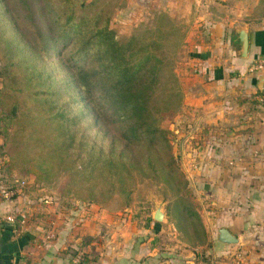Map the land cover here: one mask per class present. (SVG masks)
Here are the masks:
<instances>
[{
	"label": "trees",
	"instance_id": "obj_1",
	"mask_svg": "<svg viewBox=\"0 0 264 264\" xmlns=\"http://www.w3.org/2000/svg\"><path fill=\"white\" fill-rule=\"evenodd\" d=\"M124 4L0 0V109L15 121L19 138L28 130L42 134L53 123L72 137L79 120L87 118L108 144L105 149L88 146L86 163L75 171L88 181L93 174V184L81 183L77 198L116 210L129 201L134 174L139 182L166 183L181 202L177 229L186 233L189 226L201 243L207 231L198 214L200 203L177 163L170 130L159 125L182 102L173 71L177 27L154 10L150 21L117 38L110 18ZM18 13L33 28L28 34L15 21ZM71 102L78 112L70 117L65 108ZM42 103L45 113L39 110ZM0 176L13 179L2 167ZM116 196L121 201L115 206Z\"/></svg>",
	"mask_w": 264,
	"mask_h": 264
},
{
	"label": "crops",
	"instance_id": "obj_2",
	"mask_svg": "<svg viewBox=\"0 0 264 264\" xmlns=\"http://www.w3.org/2000/svg\"><path fill=\"white\" fill-rule=\"evenodd\" d=\"M179 6L199 27L197 82L184 92V102L194 104L185 114L195 119L199 150L193 166L181 169L196 181L216 264H264V66L247 69L253 59L264 60V0H125L116 19H141L152 9L174 14ZM240 27L247 35L245 55L239 52ZM38 190L0 197V264L161 263L150 240L158 229L151 214L149 226L130 227L115 211L83 201L48 203ZM26 207L30 215L14 231L7 216ZM49 222L55 236L41 241ZM220 227L235 242L219 241Z\"/></svg>",
	"mask_w": 264,
	"mask_h": 264
},
{
	"label": "rangeland",
	"instance_id": "obj_3",
	"mask_svg": "<svg viewBox=\"0 0 264 264\" xmlns=\"http://www.w3.org/2000/svg\"><path fill=\"white\" fill-rule=\"evenodd\" d=\"M180 7L174 10V14L163 10L158 11L164 12L169 18L168 21L177 27L179 37L173 56V71L178 78L182 93V102L177 112L164 115L160 119L159 125L170 130L172 148L177 163L180 167L187 169L193 166L191 159L196 156V152L199 150V130L195 125V119L193 120L185 114L186 110L193 108L194 104L189 101L184 102V92L197 82L194 79L196 72L193 68L198 67L199 60L194 59L193 54H199V49H196L195 46V43L199 42L195 35L199 27L193 20L185 17V13L180 10ZM153 11L154 9L147 11L144 18L142 17L143 19H136L129 15L122 16L117 20L116 17L119 13H116L115 9L110 18L115 36L120 38L128 35L136 24L150 21L154 14ZM15 21L27 34L33 30L23 14L18 13ZM9 36H11L10 33ZM1 77L0 74V88ZM54 77L59 84L61 77L58 72L54 73ZM40 87L42 86L38 88ZM38 92L44 93V91ZM67 96L66 92L62 93L63 98H68ZM45 106L44 103L39 105L41 113L45 111ZM66 109H68L70 117L78 112V107L73 102L68 104ZM189 121L191 122L190 126L186 125ZM70 126L71 129L74 128L73 125L70 124ZM15 127L12 117L9 114L5 115V111L0 109V156L3 160L0 167L4 171L6 170L13 179H23L26 182L24 183L26 188L39 189L38 192L40 195H45L44 199L48 203L57 201L60 204H68L81 201L77 198V194L82 189L81 183L92 182L93 184L94 175L92 174L93 179L88 181L85 179V174L78 176L75 170H79L86 163L90 144L105 149L108 139L98 134L96 128L87 118L79 120L72 137L63 131L64 127L54 123L49 128L44 127L42 134H39V131L28 130L24 134L22 133L20 138L14 130ZM188 171H184L185 175L189 174L188 177L186 176L188 184L200 202L196 181ZM134 176L135 180L129 201L111 211H115L116 218L126 222L130 227L131 225L138 227L139 225L149 226L150 214L155 206L160 207L164 212V217L157 223L158 229L150 239L157 249L156 261L161 262L160 264H203V261L216 264L218 256L214 253V241L209 230H206L205 240L200 243L197 240L198 235H194L195 231H192L189 226L186 225V233L177 229L175 222L180 213L181 202L172 187L148 178L139 182L136 174ZM120 201L121 198L116 196L114 205H120ZM199 213H201V206L200 211L198 208ZM184 222V224L187 223ZM234 264H239V259Z\"/></svg>",
	"mask_w": 264,
	"mask_h": 264
},
{
	"label": "built area",
	"instance_id": "obj_4",
	"mask_svg": "<svg viewBox=\"0 0 264 264\" xmlns=\"http://www.w3.org/2000/svg\"><path fill=\"white\" fill-rule=\"evenodd\" d=\"M264 66V60L262 58H255L252 60V62L248 65L247 69L249 71H254V70H259L263 68ZM3 163V160L0 156V166ZM24 180L20 179H11L7 180L4 177L0 176V197L3 199H11L18 194L21 193L24 185ZM30 210L28 207L24 208L23 212H13L9 213L7 216L8 222H10L13 226L14 231H18L19 228H21L27 217L30 215ZM41 241H48L52 239L55 236V229L52 223H47L43 226L41 229ZM238 258L240 257L239 254ZM77 259H82V254L78 253L77 254ZM238 260V259H237Z\"/></svg>",
	"mask_w": 264,
	"mask_h": 264
},
{
	"label": "water",
	"instance_id": "obj_5",
	"mask_svg": "<svg viewBox=\"0 0 264 264\" xmlns=\"http://www.w3.org/2000/svg\"><path fill=\"white\" fill-rule=\"evenodd\" d=\"M238 43L240 54L245 55L247 48V35L244 27H240L238 30ZM151 217L153 220L159 222L163 219L164 212L159 206H155L151 213ZM217 239L225 243H232L236 240V238L225 227H220L217 229Z\"/></svg>",
	"mask_w": 264,
	"mask_h": 264
}]
</instances>
